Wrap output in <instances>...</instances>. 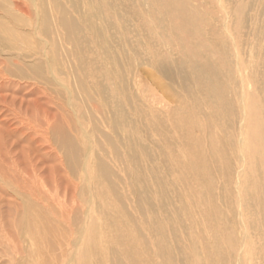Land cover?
I'll return each instance as SVG.
<instances>
[{
  "label": "bare ground",
  "instance_id": "obj_1",
  "mask_svg": "<svg viewBox=\"0 0 264 264\" xmlns=\"http://www.w3.org/2000/svg\"><path fill=\"white\" fill-rule=\"evenodd\" d=\"M184 1L138 0L136 4L148 9L145 13L131 12L129 6L126 8L122 6L121 9L125 14H119L118 6L116 7L118 4L114 1L109 3L107 0H100L101 3L98 7L89 2L88 12L79 17L81 22L85 23L84 31L92 36L94 45L98 47L100 53L103 52L101 55L105 56L104 62L110 66L106 70L103 65L97 70L98 73L103 72V76L106 75V80L115 85L111 94L118 103L114 112L115 118L110 123L112 134L105 138L112 142V152L116 160L127 165L129 178L132 180L130 192L134 196L135 211L139 215L143 231L152 239L154 247L150 253L149 246L146 245V242L144 243L146 239H143L142 242L139 241L134 228L117 223L116 218L113 217L120 214L118 207H112L109 201H106L107 192L105 189L99 187V190H95L93 188L94 198L98 201L93 213L100 215L106 231L103 236L101 233L99 235L100 231H97L98 226L96 225L98 221L90 219L87 222L81 230L80 237L83 238L80 242L81 248L74 259L75 264H176V257H181L183 264H242L240 250L245 247V244L248 245L250 238L256 236L260 239L261 233L264 232L263 99L260 95L257 99V95L236 83L235 86L230 87L242 89L241 95L236 91L235 94H230L227 90L229 86H226L227 81L241 78L240 84L244 87L243 75H246L250 81L252 92L262 93L261 81L258 79L264 81V71L260 73V76L255 77L253 69L264 70V60H255L257 53H253L252 46H250V51L253 53V61L249 63L248 60L246 62L241 58L242 48L251 43L255 45L259 33H256L257 30L254 27L255 32L251 31L248 36L241 37L240 32L244 21L242 9L239 8L240 2L237 0L233 7L228 4L230 11L223 18V22L231 39L229 44H233L235 49L232 54L228 42H219L217 39L206 36L210 35L209 33L222 36L224 32L217 33L215 29L207 28L208 19L198 13V7L193 8L191 5L187 9L188 2ZM52 2L57 10L59 8L56 6L57 2L55 0ZM221 3L223 1L218 0V4ZM65 13V10L62 9V12L57 14L59 15L58 24L61 30L65 31V40L74 48L73 56L77 60L78 68L76 70L79 73L77 84H79L82 94L87 98L86 100L90 101L94 96L101 95L103 90L98 86L99 91L93 96L87 86L85 78H96V75L92 70H89L90 66L87 71L82 72L83 66L87 68V64L84 60L82 45L79 46L78 43L79 39L84 36L80 27L75 25L72 19L69 20ZM234 15H236V20H234ZM145 16H149L146 18H149L150 21H144ZM131 19L138 22L135 37L138 40L136 42L140 38L144 41L140 40L138 47L133 45L142 52L136 51L132 46V53L129 54L131 46L128 24ZM42 20H44L43 23H47L45 19ZM95 20L102 23L101 30L93 23ZM230 24L231 31L228 27ZM0 29L2 30L1 27ZM109 29L116 32L114 38L117 39L118 49L115 53L109 48V43L113 40L111 35L107 36V32H110ZM7 34L8 43L15 42L17 36H13L9 30ZM120 55L121 58H126L128 63L131 61L134 64L137 61L141 63L142 58L146 59V64L166 82L168 81L170 85L176 84L177 86L178 84L184 97L190 100V106L184 101L180 104L178 98L175 100L172 98L175 106L170 107L168 113L161 117L155 113L151 105L141 108L135 104L134 118L130 124L126 123L125 110L123 109L125 105L131 106L133 97L128 94L126 87L129 83L128 76L122 72L119 74ZM177 55L179 58L176 57ZM110 69L114 72L112 73ZM101 105L107 106L106 101H101ZM201 106L205 107L200 109ZM205 108H208L207 115L203 113ZM197 115L204 117L203 125L193 122L192 116L196 117ZM163 124H168L169 127L163 128ZM213 129H218V133L214 134ZM234 132H236L235 139H233ZM148 134L158 137L155 150L148 147L152 152L155 151L156 159L148 154L143 141H139L140 139L144 140ZM118 135L126 136L124 143H120L119 139L115 138ZM62 144L67 145V147L64 146L65 153L73 165L77 155L73 148V142L65 140ZM121 146L124 151L128 152L124 162L120 157ZM137 157L139 159L136 161ZM144 157L154 162L151 174L156 187L160 188L163 203H165L164 197L168 192L166 185L170 172H179L175 182L177 186L184 188V191L174 195L173 202H176L179 208L174 211V219L171 222L160 219L154 214L147 216L151 198L146 195L145 179H143L145 175L139 169L140 165L138 164V161L143 160ZM92 169L91 167L90 178H92L93 185L97 186V183L100 184V181L103 180H106L108 184L111 183L108 182L109 167L102 160L98 161L97 170ZM161 172L165 174H161ZM217 177L224 181V192L219 195H222L226 200L219 199V201L227 207L231 215L236 212L242 213V221L234 222L231 219H225L217 211L215 205L217 201L213 200L214 197L211 196V186L217 181ZM237 185L239 192L235 205L233 198L227 201L226 196L232 194L230 193L231 187H237ZM108 187L113 196L115 195V200L121 201L115 186L110 184ZM199 199L200 202H196ZM120 211L123 210L120 209ZM182 214L186 216H182ZM181 216L186 217L184 222ZM21 221H24L23 223L28 225L31 230L35 225V220L27 216H23ZM178 227L182 230L185 228L188 237L192 235L203 237L200 240L203 242L202 245L199 246L198 241H194V236L191 243L185 247ZM236 230H239L238 238ZM111 231L114 234L110 235ZM184 232L182 231V233ZM259 246L260 250L264 251V245ZM235 252H237L236 255Z\"/></svg>",
  "mask_w": 264,
  "mask_h": 264
},
{
  "label": "rangeland",
  "instance_id": "obj_2",
  "mask_svg": "<svg viewBox=\"0 0 264 264\" xmlns=\"http://www.w3.org/2000/svg\"><path fill=\"white\" fill-rule=\"evenodd\" d=\"M107 1L118 4L116 7L118 6L119 14L124 13L122 6L123 8L129 6L131 12L145 13L147 9L136 4L138 0ZM185 1L188 2L187 9L191 5L193 8L198 7V13L208 19L207 28L215 29L217 33L223 31L226 38L224 35L217 36L213 33L206 36L217 39L219 42L226 41L228 44L231 42L224 28L223 18L237 0H229L232 4L228 0H222L221 4H218V0ZM55 2L59 7L57 10L52 0H0V27L2 28L0 29V264H75L74 259L78 255L83 238L80 237L81 230L87 222L90 219L98 221L96 225L97 231H100L99 235L101 233L103 236L106 231L100 215L93 213L98 201L94 198L95 191L92 190L93 188L99 190V187L106 190V201H109L112 207L116 206L119 209L120 214L113 217L116 218V222L134 228L139 241L146 239L144 243L146 242L149 246L148 251L151 253L154 247L153 242L143 231L139 215L135 211L134 196L130 192L132 180L129 178L127 165L116 160L112 152V142L105 138L112 134L110 123L115 118L114 112L118 103L111 94L115 85L109 83L105 78L106 75L103 76L104 73H98L97 70L103 65L105 69L110 66L104 62L105 56L101 55L103 52H99L92 41V36L84 31L85 23L79 19L88 12L89 2L97 7L101 2L100 0H55ZM239 2L244 21L240 32L241 37L248 36L251 31L255 32V28L256 33H259L255 45L251 43L242 48L241 58L251 63L255 52L257 53L255 60L263 61L264 0H239ZM62 9L65 10L69 20L72 19L74 24L80 27L84 36L78 43L79 46L82 45L84 60L87 64V68L83 66L82 72L87 71L90 66L89 70L96 75V78H85L87 86L93 96L98 93V86L103 90L101 95L94 96L90 101L86 100L77 84L79 73L76 70L77 60L73 56L74 48L65 40V31L61 30L58 24L59 15L57 14L61 13ZM146 17L149 16H145L144 21H150ZM234 17L236 20V15ZM42 19H45L47 23H43ZM130 22L128 24L131 46L129 54L132 53L133 45L137 46L140 40L144 41L140 38L136 42L138 22L133 19ZM93 23L101 30L102 23L96 20ZM230 26L231 24L228 25L231 31ZM5 29L11 31L13 36H17L15 42L8 43L9 38ZM109 31L107 36L111 35L113 38L109 48L115 53L118 49L117 39L114 38L116 32L112 29ZM250 46L254 49L253 53L250 51ZM137 47H134L135 50L142 52ZM228 47L233 54L235 50L233 44H229ZM119 59V74L122 72L128 76L127 85H129L126 87L128 94L133 97L131 106L125 105L123 109L126 123L132 122L133 108L136 105L141 108L151 105L155 113L161 117L168 113L170 107L175 106L173 99L178 98L180 104L184 101L190 106V100L184 97L178 84L176 86L166 82L146 64V59L142 58L141 63L137 61L135 64L131 61L128 63L126 58H121V55ZM263 71L253 69L255 77L260 76ZM243 78L244 87L240 84L241 78L227 81L228 92L230 94H235V91L239 94L242 92V89L231 88L236 83L257 95V99L260 95L264 103V81L258 79L261 81L262 93L252 92L249 79L246 75H243ZM101 101H106L107 106L101 105ZM204 107L201 106L200 109ZM203 113L207 115L208 108H205ZM192 120L194 123L199 122L203 125L204 117L192 116ZM168 127V124H163V128ZM213 133H218V129H213ZM197 134L200 135L198 132ZM233 135L235 139L236 132ZM115 138L119 139L120 143L126 140L124 135H118ZM65 140L73 142V148L77 153L74 160L76 162L73 164L75 166L66 156L64 146L67 147V145L62 144ZM141 140L148 154L156 159L155 151L151 150H155L158 137L148 134L144 140L139 141ZM127 153L121 146L120 157L123 162ZM138 157L135 158L136 161ZM98 159L109 167L108 182L115 186L121 201L115 200V195L113 196L108 187L110 184L106 180L100 181V184L98 182L97 186L92 184L90 169L92 167V170H97ZM153 163L147 157L138 161L139 169L145 175L143 179H145L146 195L151 198V204L147 205V216L154 214L160 219L171 222L174 219V211L179 208V205L173 202L174 195L184 191V188H180L181 186H177L175 182L179 172H170L166 185L168 192L163 203L160 188L156 187L151 174ZM161 168H163L162 165ZM161 174L165 173L161 172ZM223 184L224 181L217 177V181L211 186V196L217 201L215 202L217 211L225 219H231L234 222L242 221V213L236 212L231 215L227 207L219 201V199L226 201L222 195H219L224 192ZM242 184L241 182V186ZM230 190L232 194L226 196V199L229 201L233 198L236 205L238 185L231 187ZM196 202H200V199ZM180 203L182 205V201ZM23 216L35 220L32 230L23 223L24 221H21ZM182 220L184 222L186 217H182ZM182 231L185 232L182 233ZM178 232L184 239L185 247L191 243L194 236V241H198L199 246L203 243L200 241L203 237L199 235L188 237L185 228L179 229ZM109 234L112 235L114 232L111 231ZM238 235L239 230H236L237 238ZM255 237L250 238L248 245L245 244V247L240 250L242 264H264V251L260 250L259 246L264 245V232L261 233L260 239ZM175 263L183 264L181 257H176Z\"/></svg>",
  "mask_w": 264,
  "mask_h": 264
}]
</instances>
